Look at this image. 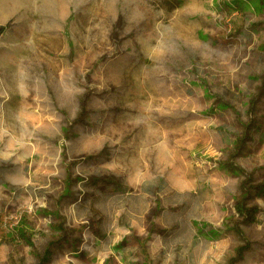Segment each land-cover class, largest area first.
<instances>
[{
  "label": "rangeland",
  "instance_id": "1",
  "mask_svg": "<svg viewBox=\"0 0 264 264\" xmlns=\"http://www.w3.org/2000/svg\"><path fill=\"white\" fill-rule=\"evenodd\" d=\"M2 27L0 264H264V0H0Z\"/></svg>",
  "mask_w": 264,
  "mask_h": 264
},
{
  "label": "trees",
  "instance_id": "2",
  "mask_svg": "<svg viewBox=\"0 0 264 264\" xmlns=\"http://www.w3.org/2000/svg\"><path fill=\"white\" fill-rule=\"evenodd\" d=\"M0 30H4V28L2 27ZM45 255H46V257H49L50 256V250H47Z\"/></svg>",
  "mask_w": 264,
  "mask_h": 264
}]
</instances>
